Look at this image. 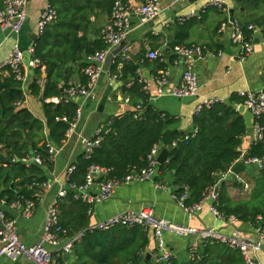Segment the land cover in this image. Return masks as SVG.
I'll use <instances>...</instances> for the list:
<instances>
[{
  "label": "trees",
  "instance_id": "trees-1",
  "mask_svg": "<svg viewBox=\"0 0 264 264\" xmlns=\"http://www.w3.org/2000/svg\"><path fill=\"white\" fill-rule=\"evenodd\" d=\"M250 18L234 21L241 26L247 40L254 39V29L250 25L264 28V0H236ZM115 0H49L57 12V20L46 27L43 35L36 40V54L46 65V83L40 84L34 78L29 85L30 93L40 97L44 104L45 122L37 118L28 108L20 107L25 94L22 81L11 70L0 76V142L5 147L0 151V200L11 204L18 199H31L37 202L48 184L47 169L52 168L48 147L41 146L40 136L47 126L49 137L55 144L66 138L69 122L78 109L76 102H45V99L61 96L68 85L66 70H71L75 62L82 68V54H90L106 48L101 38L89 40L86 31L92 15L99 10L112 12ZM179 21V29L174 39L166 45L167 49L176 45L191 46L187 22ZM227 22V21H226ZM228 23V22H227ZM185 24V25H184ZM184 25V26H180ZM84 33L80 36L79 32ZM158 47L159 46H155ZM204 52L206 49L204 48ZM139 55L128 61L116 58L110 68L112 74L125 81L131 79L130 86L124 85L123 92L128 101L136 108L121 117L110 119L109 128L102 134L103 140L90 154L79 155L74 170L68 176L67 195L59 200L60 223L65 230V239L79 235L71 252L58 256L60 264H246L238 250L217 242H203L195 256L187 262L170 258L169 262L146 258L153 236L150 228L137 224L118 225L109 229L92 227L93 203L84 201L78 189L86 183L87 175L93 166L107 168L110 179L123 182L133 170L148 166V155L155 145L169 150V161L159 166L161 177L172 176L178 186V197L185 190L189 197L186 204L192 206L202 202L208 191L213 188L239 158L242 139L246 135L243 116L237 106L245 102V97L232 95L228 101H215L204 107L194 116L195 132H182L180 121L164 111H159L150 102L146 89L147 82L138 73ZM163 58L160 56V59ZM39 73V72H37ZM83 74V72H82ZM82 84L87 83L83 74ZM67 117L69 122L58 120ZM264 126V115L260 118ZM41 155L43 164L26 163L22 159L33 154ZM249 157L264 156V142L259 141L248 149ZM17 157V160H13ZM254 186L247 198L233 199L222 183L218 210L226 216L264 228V169L254 177Z\"/></svg>",
  "mask_w": 264,
  "mask_h": 264
},
{
  "label": "crops",
  "instance_id": "crops-1",
  "mask_svg": "<svg viewBox=\"0 0 264 264\" xmlns=\"http://www.w3.org/2000/svg\"><path fill=\"white\" fill-rule=\"evenodd\" d=\"M3 1L0 0V4ZM125 1L131 8L136 5V0ZM225 1L228 10H219L210 4V0H186L184 2L162 0L163 12L161 16L149 24H141L138 16L132 14L131 32L127 39L130 41V45L118 56L121 61L118 66L120 70L122 61H128L143 55L139 58L138 73L147 81L151 104L159 111H164L180 121L179 128L184 133L194 130L195 110L203 100L218 98L221 101H228L232 95L242 96V92H259L264 88L263 28L257 27L254 31V39L260 37V42L254 43L253 51L245 59H240L238 57L240 47L234 44L231 38L233 33L231 21L234 20L233 15L240 20H246L251 17V14L249 11H245L241 5H238L236 0ZM27 3L28 19L19 34L0 28V65L4 63L16 44L26 52L27 48L42 36L39 32L38 23L42 13L49 5V0H27ZM183 16H189V19H191L186 23L189 31L186 42L201 46L206 49V52H204L202 58H197L194 63V71L199 79L198 95L179 98L173 96L171 91L181 83L186 67L184 62L179 61L174 55L173 47L167 49L166 45L174 39L176 31L179 29V18ZM109 18L110 13L103 10H99L97 15L91 16L90 26L86 31L89 40L93 41L101 38L102 27L109 21ZM83 33V31H80L79 35L81 36ZM155 46H159V48ZM226 46H231V49L226 50ZM162 49H166L167 57L162 55ZM152 50L160 51L163 58H149L148 54ZM87 55L82 54L81 63H86ZM116 58L109 68L107 62L106 72L102 74L95 86V98L78 97L73 100L78 104V107H82L83 117L75 133L60 146L62 147L61 151L56 160L52 162V168L47 169L48 184L36 204L33 215L26 217L19 210L12 209L5 199L0 200V207L17 220L20 239L28 244L36 243L41 239L48 207L56 200L62 186L69 187L67 184L68 168L75 163L79 155L83 154V141L93 138L101 124H107L110 119L121 117L127 111L135 109L128 101V95L122 89L124 85L128 84L130 86L132 80L121 81L118 77L117 80L110 79L109 74L114 75L111 73L110 68ZM70 67V71L66 70L65 79L69 78L68 83H81L83 74L79 63L75 62ZM164 73L167 81L160 86L156 79ZM46 74L30 71L29 83L24 87L22 86L26 97L24 101L19 103L20 107L28 108L44 122L43 101L40 97L30 93L29 85L35 77L42 81L46 80ZM45 83L46 81L42 86ZM110 85H113V90L104 110L101 111V100ZM47 139L51 140L48 128L45 126L43 135L40 136L39 145L41 146ZM251 139L252 137L246 134L238 150L241 152L250 148ZM234 174H231L226 181L227 192L235 200L247 198L255 184L253 179L257 177L258 170L251 167L249 170L246 169L238 173L243 181L249 184L250 187L247 190L244 188L243 182L238 181ZM158 183L162 186H158ZM177 189L178 186L174 183L172 176L161 177L159 171L151 180L122 182L115 187L111 197L93 204L91 225L100 224L128 210L139 212L145 207H151L157 218L176 224H191L198 228L215 227L223 234L239 232L244 237L257 238L259 227L238 219L231 221L216 218L210 210L211 202L207 199L204 200L201 209L190 214L174 199L173 194ZM99 191V183L95 182L90 192L95 197L99 194ZM194 239L192 236H183L174 231L164 233L167 248L172 252V257L177 258L180 262L190 260L189 248ZM48 248L53 249L51 245H48ZM149 252L156 260H160L158 258L160 255L158 242L154 233L147 254ZM250 255L256 264H264V241L261 250L257 252L250 251ZM0 264H30V261L25 257L18 260L2 257L0 258Z\"/></svg>",
  "mask_w": 264,
  "mask_h": 264
},
{
  "label": "built area",
  "instance_id": "built-area-1",
  "mask_svg": "<svg viewBox=\"0 0 264 264\" xmlns=\"http://www.w3.org/2000/svg\"><path fill=\"white\" fill-rule=\"evenodd\" d=\"M186 0H172V2H184ZM210 4L219 10H228V6L225 0H210ZM163 12L162 0H136V5L131 6L125 0H115L112 12L110 14L109 21L102 28L101 39L106 45L105 49L96 50L86 57V63L82 68L83 74L87 77V83H68L64 88L63 94L57 97H51L45 99V102H53L59 104L61 102H70L78 97L82 98H95V86L98 84L102 74L106 72V65L108 62L109 54L121 44L122 41L127 40L131 32V18L132 14H136L141 24H149L157 20ZM28 19V3L27 0H4L0 4V28L4 30H10L12 33L19 34L24 28L25 23ZM189 19V16H183L179 18V21ZM57 20L56 10L50 6L42 13L38 27L40 35H43L45 29L50 24ZM233 27L232 42L240 47L238 57L245 59L254 48L253 40H247L241 26L238 22L231 21ZM250 29L256 30L257 27L250 25ZM126 47V49H128ZM173 53L179 61L184 62L185 71L182 77L181 83L174 87L171 91L173 96L182 97H194L199 92V79L194 71V63L197 58H202L204 55V49L201 46L192 45H176L173 47ZM161 56L160 51L152 50L149 52L148 57L151 59H159ZM16 74V78L22 81L24 87L30 81V71L39 73H46V65L42 62L40 57L36 54V44L32 43L27 51L24 52L18 44H16L11 52L8 54L7 59L3 64L0 65V76L7 75L9 71ZM110 73V72H108ZM141 79L145 80L142 75ZM110 79L117 80V75L109 74ZM46 80H39L40 84H43ZM146 81V80H145ZM167 81L166 74H162L156 79V82L162 86ZM147 82V81H146ZM148 86V85H147ZM146 86V89L148 88ZM242 96L245 97L244 104L254 114V126L252 132L251 145L263 141L264 142V126L260 122V118L264 115V92L259 91H247L242 92ZM215 101H221L218 98H208L198 104L195 110L197 115L205 106L209 107ZM136 110H142L140 106L135 108ZM83 117L82 107H78L75 118L69 122L67 117L58 118L65 122H69V129L66 133V138L59 144H54L51 140H45V144L48 147V153L50 159L55 161L59 155L61 145H63L76 131L79 122ZM109 122L107 124H101L96 132V135L91 139H85L84 153L90 154L93 149L98 146L103 140L102 134L109 128ZM196 130L194 129L193 132ZM43 143V144H44ZM250 145V146H251ZM4 143L0 142V151L4 149ZM162 149L161 145H155L148 155V166L137 171L133 170L129 173L123 182L133 181H147L153 179L159 171L158 156ZM249 149V148H248ZM248 149L242 150L239 158L234 163L237 164L243 161L250 167L258 170L264 169V156L262 157H249ZM14 157L13 160H17ZM26 163L43 164L41 155L35 153L32 156H26L22 159ZM233 165V166H234ZM233 166L227 172L222 174L218 183L211 188L204 200L211 202L210 210L214 213L216 218L222 220L236 221L235 216H226L221 213L216 204L218 203L220 190L222 183L227 181L233 172ZM74 164L68 168V176L73 172ZM108 169L100 166H93L88 175L84 185L78 189V195L84 201L89 203H95L109 198L113 195L115 187L122 182L116 179H110L107 177ZM238 181H242L244 188L249 189V184L238 175L234 174ZM96 179L99 180L100 191L97 196H93L91 187L95 184ZM158 186H162L159 185ZM68 192L67 186H62L59 189L56 200L48 207L47 215L44 225V231L41 239L33 244H28L22 241L18 235L17 220L8 215V213L0 207V258L6 257L12 260H18L21 257H25L30 261V264H60L58 256L71 252V249L75 242L79 241V235L74 236L70 239L62 237L65 233L64 228L60 223V211L58 208L59 200L65 197ZM175 200L183 206L190 214L196 210L201 209L204 200L200 203H195L192 206L186 204V199L189 197L187 190L182 196L178 197L173 194ZM12 209L19 210L24 216L30 217L33 215L36 209L35 201L31 199H18L10 204ZM143 225L150 228L154 233L159 248L160 260L169 262L172 258V252L167 248L164 233L166 231H174L183 236H192L194 241L191 243L189 252L191 256H195L203 242H217L228 246L233 250H238L244 257L246 264H256L254 259L250 255V251L257 252L261 250L262 243L264 241V228L258 229V236L255 239L244 237L239 232L233 234H223L218 231L215 227L210 228H198L188 225H180L174 222L157 218L151 207H145L141 211H125L117 214L106 221L94 225L100 229H109L118 225L122 226H134ZM51 245L53 249L48 248Z\"/></svg>",
  "mask_w": 264,
  "mask_h": 264
},
{
  "label": "water",
  "instance_id": "water-1",
  "mask_svg": "<svg viewBox=\"0 0 264 264\" xmlns=\"http://www.w3.org/2000/svg\"><path fill=\"white\" fill-rule=\"evenodd\" d=\"M262 32L264 33V28L262 30ZM260 42V37H256L254 39V43H259ZM130 45V41L129 40H124L121 42V44L119 46H117L108 56V68L111 65V63L114 61V59L116 57H118L121 52L126 49V47H128ZM231 49V46H226V50ZM161 53L163 56L167 57L168 53L166 51V49H162ZM263 81H264V77H263ZM113 90V85H110L109 88L107 89V91L105 92L102 100H101V104H100V110L103 111L105 105L108 102L109 96L111 94ZM63 92V90H62ZM262 92H264V88L262 89ZM237 111L243 116L244 121H245V125H246V134L251 136L252 132H253V126H254V114L252 113V111L243 103V104H239L237 106ZM169 161V150L168 148L164 147L159 156H158V162L160 165L166 164ZM251 167L248 166L247 164H245L243 161L238 162L234 167H233V172L235 174H238L241 171H244L246 169H250ZM96 183H99V180L95 181ZM152 256V253L149 252L146 256V258H149ZM158 258H160L158 256Z\"/></svg>",
  "mask_w": 264,
  "mask_h": 264
},
{
  "label": "rangeland",
  "instance_id": "rangeland-1",
  "mask_svg": "<svg viewBox=\"0 0 264 264\" xmlns=\"http://www.w3.org/2000/svg\"><path fill=\"white\" fill-rule=\"evenodd\" d=\"M105 25H106V24H105ZM105 25H104V26H105ZM104 26H103V27H104ZM103 27H102V28H103Z\"/></svg>",
  "mask_w": 264,
  "mask_h": 264
}]
</instances>
